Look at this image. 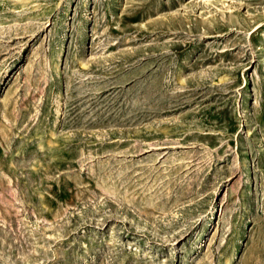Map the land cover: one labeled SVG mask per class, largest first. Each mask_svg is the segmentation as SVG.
<instances>
[{"label":"rangeland","instance_id":"1","mask_svg":"<svg viewBox=\"0 0 264 264\" xmlns=\"http://www.w3.org/2000/svg\"><path fill=\"white\" fill-rule=\"evenodd\" d=\"M0 264H264V0H0Z\"/></svg>","mask_w":264,"mask_h":264}]
</instances>
